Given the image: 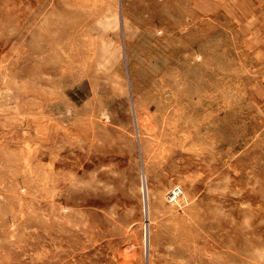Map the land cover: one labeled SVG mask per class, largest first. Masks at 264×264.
Returning <instances> with one entry per match:
<instances>
[{
  "label": "rangeland",
  "instance_id": "rangeland-1",
  "mask_svg": "<svg viewBox=\"0 0 264 264\" xmlns=\"http://www.w3.org/2000/svg\"><path fill=\"white\" fill-rule=\"evenodd\" d=\"M0 264H264V0H0Z\"/></svg>",
  "mask_w": 264,
  "mask_h": 264
},
{
  "label": "built area",
  "instance_id": "built-area-1",
  "mask_svg": "<svg viewBox=\"0 0 264 264\" xmlns=\"http://www.w3.org/2000/svg\"><path fill=\"white\" fill-rule=\"evenodd\" d=\"M177 190H179L176 186L171 188L169 190V192L167 193V201L170 203H173L174 201H177L180 197V191L177 192Z\"/></svg>",
  "mask_w": 264,
  "mask_h": 264
},
{
  "label": "bare ground",
  "instance_id": "bare-ground-1",
  "mask_svg": "<svg viewBox=\"0 0 264 264\" xmlns=\"http://www.w3.org/2000/svg\"><path fill=\"white\" fill-rule=\"evenodd\" d=\"M180 190H177V192H179Z\"/></svg>",
  "mask_w": 264,
  "mask_h": 264
}]
</instances>
